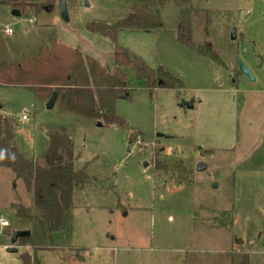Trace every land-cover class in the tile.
Segmentation results:
<instances>
[{"label":"rangeland","instance_id":"1","mask_svg":"<svg viewBox=\"0 0 264 264\" xmlns=\"http://www.w3.org/2000/svg\"><path fill=\"white\" fill-rule=\"evenodd\" d=\"M135 2L66 0V19L60 0H0V60L36 55L58 39L112 69L114 39L87 23H113ZM159 8L161 26L117 33L122 45L168 72L147 88L128 69L132 95L116 100L125 125L59 102L49 109L33 89L0 85V111L15 118L13 141L26 157L46 163L51 134L60 131L73 140L75 167L90 174L76 186L64 227L41 237L15 207L34 206V193L0 164V218L9 222H0V264H22L20 253L34 251L18 243L8 250L14 229H31L37 245L49 246L39 250L45 264H241L246 255L264 264V0H165ZM184 19L221 62L179 38Z\"/></svg>","mask_w":264,"mask_h":264},{"label":"trees","instance_id":"2","mask_svg":"<svg viewBox=\"0 0 264 264\" xmlns=\"http://www.w3.org/2000/svg\"><path fill=\"white\" fill-rule=\"evenodd\" d=\"M165 0H137L130 12L115 22L89 21L87 27L111 36L116 47L113 51V68L97 57L85 53L77 46L55 39L51 44H42L36 55H26L18 61L0 60V85L25 86L35 90L46 100L57 90V102L68 109L109 123L126 120L116 111L118 97H130L132 69L140 85L154 88L159 77L168 74L163 67L154 68L142 56L118 40V30L123 27L151 29L162 24L160 8ZM33 10L39 11L36 4ZM178 36L196 51L222 61L212 42L197 43L192 36V21L181 20ZM15 118L0 111V164L10 166L22 177L34 193V206L15 203L20 215L29 216L41 237H52L54 231L64 227V218L74 204L76 186L85 183L90 174L86 168L74 165L72 138L60 131L51 134V146L47 150V162L41 163L26 157L13 141ZM181 173V171H179ZM32 233L21 237L18 244L33 245L34 251L20 253L22 264H45L39 250L49 247L37 245ZM241 264H250L249 256Z\"/></svg>","mask_w":264,"mask_h":264},{"label":"water","instance_id":"3","mask_svg":"<svg viewBox=\"0 0 264 264\" xmlns=\"http://www.w3.org/2000/svg\"><path fill=\"white\" fill-rule=\"evenodd\" d=\"M81 1L84 5H90V0H81ZM60 2H61L62 14H63L64 18L68 19L69 15H68L66 0H60ZM13 12H14V14H17V15L21 14V10L18 7L14 8ZM232 37L233 38L237 37V28L235 26L232 28ZM240 68L244 73H246L248 76H250L253 80H256V77H255L253 71L242 59H240ZM162 82H163V79L160 78L159 84ZM57 95H58L57 90H54L53 93L51 94L50 98L46 102L47 108L50 109V108H53L55 106L56 101H57ZM97 124L103 125V121L98 120ZM159 135L172 136L173 134L159 133ZM149 163H150L149 160H145L144 166L147 167ZM206 167H207V162H205L203 160H200L197 164V168L199 170H203ZM30 234H31V229H14V230H12L11 231V237H12L13 244L8 248V250L17 251L18 250L17 242H18L19 238L29 236Z\"/></svg>","mask_w":264,"mask_h":264},{"label":"built area","instance_id":"4","mask_svg":"<svg viewBox=\"0 0 264 264\" xmlns=\"http://www.w3.org/2000/svg\"><path fill=\"white\" fill-rule=\"evenodd\" d=\"M10 31H11V28L9 29V32H10ZM22 118H23V119L28 118V110H26V111L22 114ZM0 222H1L2 225H8V224H9L8 220L5 219V218H3V217L0 218Z\"/></svg>","mask_w":264,"mask_h":264},{"label":"clouds","instance_id":"5","mask_svg":"<svg viewBox=\"0 0 264 264\" xmlns=\"http://www.w3.org/2000/svg\"><path fill=\"white\" fill-rule=\"evenodd\" d=\"M0 159H3V155L2 154H0Z\"/></svg>","mask_w":264,"mask_h":264},{"label":"crops","instance_id":"6","mask_svg":"<svg viewBox=\"0 0 264 264\" xmlns=\"http://www.w3.org/2000/svg\"><path fill=\"white\" fill-rule=\"evenodd\" d=\"M27 109H24V111H26ZM23 119V118H22ZM27 119V118H26Z\"/></svg>","mask_w":264,"mask_h":264}]
</instances>
